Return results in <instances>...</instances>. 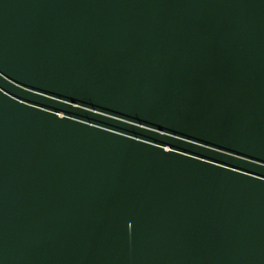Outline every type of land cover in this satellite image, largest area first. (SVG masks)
<instances>
[{
  "label": "water",
  "instance_id": "1",
  "mask_svg": "<svg viewBox=\"0 0 264 264\" xmlns=\"http://www.w3.org/2000/svg\"><path fill=\"white\" fill-rule=\"evenodd\" d=\"M0 264H264V0H0Z\"/></svg>",
  "mask_w": 264,
  "mask_h": 264
}]
</instances>
